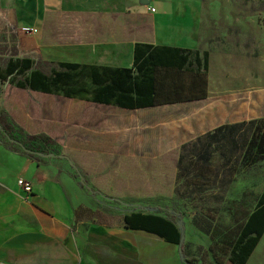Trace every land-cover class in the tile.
Returning <instances> with one entry per match:
<instances>
[{
  "label": "crops",
  "instance_id": "0c3cea01",
  "mask_svg": "<svg viewBox=\"0 0 264 264\" xmlns=\"http://www.w3.org/2000/svg\"><path fill=\"white\" fill-rule=\"evenodd\" d=\"M187 2L196 7L201 1L0 0L5 51L0 65L9 57L31 59L33 68L49 76L65 71L63 89L94 90L98 80L104 82L102 90L111 85L121 98L125 92L114 89L113 82L126 78L130 83L123 69L134 67L136 43L146 42L208 52L210 74L211 60L222 48H213L199 25H187ZM199 13L194 12L196 19ZM221 55L227 57L224 51ZM61 63L81 66L68 69ZM254 86L223 89L209 77L206 98L123 106L97 101L93 93L68 96L64 90L47 92L0 80V107L26 133L49 135L61 151L37 161L0 144V264H117L113 257L118 264H179L178 244L125 226L124 216L132 211L125 212L119 226L95 224L88 217L105 206V195H112L106 200L169 207L176 200L183 153L187 162H202L195 191L212 195L206 209L219 210L217 217L228 224V212L252 203L254 209L264 191V184L256 188L254 180L264 159L245 160L255 128L242 143L234 128L264 118V91ZM150 163L174 164L161 174L158 166L148 169ZM161 176L169 178L162 186ZM20 178L32 182V193L18 185ZM187 227L188 242L212 241L211 228L205 231L191 222ZM224 264L233 263L227 258ZM245 264H264V234Z\"/></svg>",
  "mask_w": 264,
  "mask_h": 264
},
{
  "label": "trees",
  "instance_id": "16d2710c",
  "mask_svg": "<svg viewBox=\"0 0 264 264\" xmlns=\"http://www.w3.org/2000/svg\"><path fill=\"white\" fill-rule=\"evenodd\" d=\"M13 53L16 51L12 49ZM3 52L4 49H3ZM61 66L79 68L77 63H61ZM32 69L30 76L24 78L27 71ZM129 73L130 83L126 78L114 81V89L125 92L123 97H116L109 87L102 90L100 86L103 81H96L97 87L93 90L80 88L73 91L63 89L61 84L65 82L63 74L65 71L55 70L54 75L49 76L40 67L33 68L31 59H19L9 57L2 68L0 65V80L7 81L19 87H31L47 92L64 90L68 96L81 95L82 93H93V99L113 102L116 100L123 106H145L160 103L185 101L203 98L208 95L209 89V53L201 55L198 50L178 48L171 46H156L152 43L137 42L135 46V65L131 69H123ZM135 72V73H133ZM175 74L173 79H169ZM11 76V77H10ZM187 77V79L185 78ZM104 89V88H103ZM176 93L166 95L171 90ZM187 91V94L184 92ZM107 95L104 96L103 93ZM136 94V103L133 102ZM129 94V95H127ZM140 97H143L140 100ZM248 125L249 128L243 129ZM236 133L239 132V142H245L250 138L247 147L246 161L256 163L264 159V118L254 119L248 123L242 122L234 125ZM240 129V131H239ZM249 129V132H248ZM0 143L9 150L29 156L37 161L43 157L42 154L59 153L56 142L46 133L28 134L19 127L4 109H0ZM183 151H186V147ZM186 160V155L181 156V163ZM243 221H239V234L229 252V260L233 264H245L264 234V191L257 198V204ZM167 214L146 212L141 209L133 210L124 216L125 226L130 229H141L155 233L166 241L180 244L182 232L177 221L170 216V207L163 208ZM223 240H226L225 238ZM227 241V240H226ZM218 242V241H217ZM218 245V244H217ZM213 248V246H211ZM184 254L186 250L183 246ZM187 261V257H185ZM217 264H224L225 258L215 253Z\"/></svg>",
  "mask_w": 264,
  "mask_h": 264
},
{
  "label": "rangeland",
  "instance_id": "374dc122",
  "mask_svg": "<svg viewBox=\"0 0 264 264\" xmlns=\"http://www.w3.org/2000/svg\"><path fill=\"white\" fill-rule=\"evenodd\" d=\"M200 1L196 7L192 3L187 2V16L190 17L187 25L191 28L199 25L204 33L203 36L211 37L212 47L222 48V51L227 53V57L224 59L220 50L211 60L209 77L212 85L215 87L222 86L223 89L237 88L244 91L249 84L254 83V91H264V0ZM198 11H200L199 18L196 19L194 12ZM173 35L178 37V33ZM3 49L4 46L0 43V63L3 59V56H1ZM174 76L175 74H171L168 80L173 79ZM185 78L187 79V77ZM173 93H176L174 89L166 93V95ZM184 94H187V91ZM1 99L2 97H0V102ZM4 107H6V104ZM262 109L264 111V105ZM201 163L199 159H193L192 162H187L186 159L178 165L177 196L175 202L169 205L171 208L170 216L177 221V225L185 233L183 246L186 250L185 256L189 261L186 258L182 259L180 245L178 244L176 248L179 260L177 263L179 264H217L215 253L219 257L225 258L226 261L229 258L231 247L239 234L238 220L240 222L243 221V218L254 210L255 203H252L250 208L228 212V215H230L228 224L223 217H217L219 210L206 209L209 204V197L212 195L195 191V186L200 183V179L196 177L203 170ZM173 164L166 166L165 163H150V168L148 169L158 166L159 172L163 174L164 171H171ZM147 165L148 163L144 165L145 168ZM212 168L213 170L216 169L215 161L212 162ZM187 170L189 172L188 176ZM259 172L261 173L254 179L256 188L264 184V176L261 175L264 174V169L261 168ZM168 179L161 176L159 178L161 186L163 183L166 184L169 181ZM105 196V206L97 208V210L93 211V215L88 217L95 224L111 223L113 226L122 225L125 212L136 209L167 214V210H162L163 208L148 209L147 206H141V204L136 203L128 205L118 199L106 200L112 195ZM149 207L154 208V206ZM188 222L205 231L211 228L212 241L202 243L188 242ZM215 223L217 224L215 225ZM224 238L227 241L223 240ZM113 246V249L118 250L120 248L118 243H114ZM114 261L118 264V258L113 257L112 262Z\"/></svg>",
  "mask_w": 264,
  "mask_h": 264
},
{
  "label": "built area",
  "instance_id": "2783aa9c",
  "mask_svg": "<svg viewBox=\"0 0 264 264\" xmlns=\"http://www.w3.org/2000/svg\"><path fill=\"white\" fill-rule=\"evenodd\" d=\"M152 11H155V8L152 7L151 8ZM23 31H25L26 33H37L38 29L36 28H23ZM44 156V155H42ZM18 185L28 194L33 192V184L30 180L25 179V178H20L18 179ZM90 188V186H89Z\"/></svg>",
  "mask_w": 264,
  "mask_h": 264
},
{
  "label": "water",
  "instance_id": "95a60500",
  "mask_svg": "<svg viewBox=\"0 0 264 264\" xmlns=\"http://www.w3.org/2000/svg\"><path fill=\"white\" fill-rule=\"evenodd\" d=\"M44 156H58L57 154L55 153H49V154H42ZM124 204H128L129 205V202L128 203H124ZM148 209H158L156 207L152 208V207H149L147 206ZM181 232H182V238H181V242H180V254H181V257L182 259L184 260L185 259V254H184V251H183V245H184V240H185V233H184V230L181 228Z\"/></svg>",
  "mask_w": 264,
  "mask_h": 264
}]
</instances>
